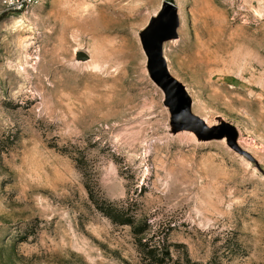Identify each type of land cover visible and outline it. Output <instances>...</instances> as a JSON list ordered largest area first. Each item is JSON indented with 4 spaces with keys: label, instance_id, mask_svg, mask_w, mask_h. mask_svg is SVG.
Masks as SVG:
<instances>
[{
    "label": "rangeland",
    "instance_id": "1",
    "mask_svg": "<svg viewBox=\"0 0 264 264\" xmlns=\"http://www.w3.org/2000/svg\"><path fill=\"white\" fill-rule=\"evenodd\" d=\"M0 264H264V0H0Z\"/></svg>",
    "mask_w": 264,
    "mask_h": 264
},
{
    "label": "water",
    "instance_id": "2",
    "mask_svg": "<svg viewBox=\"0 0 264 264\" xmlns=\"http://www.w3.org/2000/svg\"><path fill=\"white\" fill-rule=\"evenodd\" d=\"M178 10L172 1H166L161 7L158 17L153 20L142 35L143 48L149 59L153 79L161 87L169 102L173 104V121L180 127L195 125L203 127L202 121L190 114L192 100L184 87L176 82L168 73L163 43L177 36ZM87 55L80 52L77 59H86Z\"/></svg>",
    "mask_w": 264,
    "mask_h": 264
},
{
    "label": "built area",
    "instance_id": "3",
    "mask_svg": "<svg viewBox=\"0 0 264 264\" xmlns=\"http://www.w3.org/2000/svg\"><path fill=\"white\" fill-rule=\"evenodd\" d=\"M44 1L45 0H3V7L5 11L21 12L32 9Z\"/></svg>",
    "mask_w": 264,
    "mask_h": 264
},
{
    "label": "crops",
    "instance_id": "4",
    "mask_svg": "<svg viewBox=\"0 0 264 264\" xmlns=\"http://www.w3.org/2000/svg\"><path fill=\"white\" fill-rule=\"evenodd\" d=\"M156 14V13H155ZM155 14L153 15V16H155ZM156 19V18H155ZM155 19H153V17H152V20H155ZM179 23H180V21H179ZM178 26H179V24H178ZM176 34H177V36L175 37V38H178V27H177V29H176ZM174 38V39H175ZM165 42V41H164ZM164 44V43H163Z\"/></svg>",
    "mask_w": 264,
    "mask_h": 264
}]
</instances>
